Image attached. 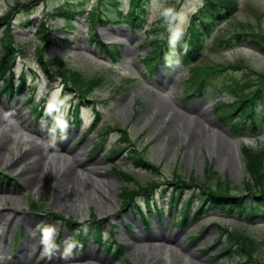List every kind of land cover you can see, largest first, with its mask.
I'll return each instance as SVG.
<instances>
[{"label": "rangeland", "instance_id": "1", "mask_svg": "<svg viewBox=\"0 0 264 264\" xmlns=\"http://www.w3.org/2000/svg\"><path fill=\"white\" fill-rule=\"evenodd\" d=\"M236 1L235 14L227 21L217 22L209 36L203 38V49L183 61L187 43L180 46L179 41L175 49L170 46L169 25L161 12L164 7L174 8L181 15L173 26L183 25L186 17L188 31L192 15L205 0H140L145 13L138 15L135 27L123 23L126 18L123 22L115 18V5L126 17L131 0H0V19H6L0 20V52L1 38L8 28L7 37L17 48L10 60H14L16 76L25 75V88L32 92L29 104L25 102L28 92L20 97L15 93L9 96L1 90L0 83V112L5 108L16 110L11 124L24 138L18 149L10 146L5 157L15 158L32 142L49 147L53 157L67 159L77 169L82 164L92 169V180L111 199L110 204L103 203L100 208L93 196L84 195L81 188L76 196L54 204L48 185L35 189L27 186L21 173L24 165L12 168L0 161V174L14 185L0 184V194L15 199L0 202V264H144L146 254L133 239L138 233H163L176 238L174 243L159 242L152 249L162 264L246 263V256L238 255L236 248L225 252L228 240L226 235L221 236L222 230L241 232L255 240L259 245L248 264H264V220L247 225L242 218L225 215L209 205L204 214L194 218L196 205L204 198L201 191L226 189L231 195H245V187L257 188L247 173L242 148L264 149V125L256 134L248 130V122L247 129L242 126L234 130L239 114L222 121L216 111L218 102L215 104L220 100L232 102V89L261 88L264 92V54L246 46L244 35L241 41L236 38V33L264 35V0ZM67 3L89 15L75 18L68 26L55 13ZM92 14L101 15L94 25L89 20ZM103 32H116L119 36L107 42ZM227 40L229 47L221 45ZM111 46L115 53L110 51ZM159 46L163 50L162 62L157 64L158 71L149 74L144 57ZM40 58L45 66L40 64ZM177 59L179 67L175 64ZM196 68L210 73L207 90H189L195 78L188 83V77ZM55 69L75 70L87 79H104L96 92L82 100L87 104L79 110L78 125L73 118H67L81 98L73 91L63 90L59 80L50 81L45 71L51 75ZM56 89L61 90V97H72L68 101L66 138L59 130L53 133L46 119L34 118L32 114L34 104H39L45 113L49 96ZM173 114L179 116L177 120L172 119ZM121 131L127 137L123 145L127 149L109 158L121 147ZM52 148L61 149L53 153ZM131 151L156 171L136 169L127 159ZM124 175L130 178L127 183ZM176 182L187 187L178 208L169 211L168 196L174 189L171 183ZM153 184L154 201L164 210L162 216L146 212V222L135 208L123 209L125 190L136 191ZM185 198L192 201L186 213L191 222L182 228L171 218L178 217ZM87 201L89 211L83 212ZM134 203L137 208L145 207L140 194L134 196ZM15 216L12 226L5 225L4 219ZM63 220L85 226L91 235L78 241L77 230H70ZM93 220L99 221L100 232H96ZM27 223H34L33 227ZM37 225L58 229L54 239L57 250L50 258L39 243ZM69 245H74L70 252ZM55 253L58 261H54Z\"/></svg>", "mask_w": 264, "mask_h": 264}, {"label": "trees", "instance_id": "2", "mask_svg": "<svg viewBox=\"0 0 264 264\" xmlns=\"http://www.w3.org/2000/svg\"><path fill=\"white\" fill-rule=\"evenodd\" d=\"M68 6H63L60 9L56 10L55 13L59 17H61L65 23L70 25L72 20L77 16H82L84 14L81 11H77L76 9H72V3H67ZM130 10L127 13L125 23H130L135 27L136 22L139 19L138 15H143L145 13V8L140 7V0H131ZM237 1L236 0H205L202 8L191 18L190 28L188 32L182 37L180 40V46L184 44L188 37V48L183 56V61H188L193 56V52L203 49V38L205 36H209L213 27L217 22H224L230 19L233 14L236 12ZM222 9V10H220ZM87 14V13H86ZM89 15V13H88ZM121 17V13H119ZM119 18V17H118ZM2 22H6L5 18L0 19ZM101 18L98 16H90L91 23H96L100 21ZM11 26H9L10 28ZM8 31L7 28L4 36L1 38V52H0V81H3V78H6L5 81L2 82V89L4 91H8L10 93L16 92L17 94H21L24 92V75L21 76L19 82V86H17V91L14 89V60H10V57L16 51V46L12 43L10 39H8ZM244 35V44L250 48L256 49L258 52L264 54V35L256 34V33H236V38L238 41H241V37ZM220 42V41H219ZM221 45H225L226 47L230 46V42L224 41ZM162 47L159 46L155 48L154 53L148 57H145V61L148 64L149 74H154L156 71V60H162ZM112 53H115L114 47L110 50ZM110 53V54H112ZM113 56V54H112ZM189 58V59H186ZM166 59V58H165ZM176 59V58H175ZM167 60V59H166ZM174 61V58H171ZM149 61V62H148ZM40 64H43L42 58H40ZM44 65V64H43ZM45 66V65H44ZM45 69V68H44ZM204 69V68H202ZM202 69L196 68L189 78L195 80L192 82L195 84L196 88L204 89L208 83L206 82V72H203ZM48 75V78L52 80H59L64 86V90H70L78 94L81 98V102L71 111V115L69 118H73L75 124H79V109L82 104L86 105L87 103H82V100L86 101V98L89 97L92 93L96 92L104 83V79L102 77H93L90 79L84 78L81 73L71 69H55L52 70V74L49 75L48 72L45 71ZM231 93L235 96V99L230 104H223L222 107L218 108V112L220 114V119L222 121L228 120L232 115L239 114V121L236 125H233V129L236 130L242 126H244V130L247 129L246 123H249L248 130L252 134H256L260 131L261 126L264 125V92L261 88L254 89L253 91L244 89V91H238V89H232ZM31 100L29 99V102ZM88 102V101H87ZM38 108V107H37ZM37 112V113H36ZM96 117L98 113L95 112ZM35 116H42V112L38 109L35 110ZM44 118V117H43ZM68 118V119H69ZM45 119H47L50 123H53L52 116H49L45 113ZM122 132V131H121ZM121 139V147L119 150L113 151L110 157H113L118 152L125 151L127 149L126 146H123L125 142H127V137L124 135ZM242 153L245 159V165L247 173L250 176V179L253 185L257 188L256 190H252V188L245 187L246 194L245 195H231L226 191V189L220 191H201V195L204 198H201L197 203V207L194 213V218L196 219L198 216H201L206 212V206L209 205L210 208H217L222 211L225 215L232 216L236 215L244 220V223L247 225L252 224L255 221H263L264 220V172L262 171V162L264 159V149L262 150H252L250 148H242ZM130 156L127 159L132 161L133 166L136 169H143L147 171H156L154 166L143 161L141 158L137 157L133 151H131ZM210 170H207L209 172ZM213 172H211L212 174ZM124 183H127L130 178L127 175H124ZM0 184L3 185H12L10 178L2 177L0 174ZM174 186L172 189L171 195L168 196V205L167 209L169 211L176 210L179 205V201L184 195V189L187 187L183 183H171ZM14 186V185H12ZM155 184L148 186L145 189L139 188L136 191H124L122 193L123 196V209H132L135 208L147 221L146 212H156L160 216L164 213V210L154 201V191L156 190ZM218 187H222L221 184H218ZM258 189V190H257ZM218 190V189H217ZM140 194L144 199L145 207H135L134 196ZM163 197V196H162ZM133 205V206H132ZM180 206L179 215L177 218H173L172 221L175 223L177 227L185 228L191 220L188 219V215L186 214L192 205L191 199L185 198ZM33 207L34 204H33ZM146 209V210H145ZM152 209V210H150ZM194 219V220H195ZM99 221H94V228L96 232H100ZM63 225L69 227L70 230L75 229L78 224L69 223L63 220ZM78 235L76 239L78 241H82V239L87 240L86 235L88 236L90 230L85 228V226H79ZM91 235V233H90ZM226 235L228 240V245L225 247V252L230 249H237L236 253L238 255L246 256V263L251 262V258L253 253L256 251L257 246L259 245L255 240L246 236L241 232L229 233L227 230L221 231V236ZM99 233L96 235L98 238ZM108 247V245H107ZM117 249L115 252L117 253ZM108 250H111L108 247ZM239 257V256H238ZM130 264V263H126ZM243 264V263H237Z\"/></svg>", "mask_w": 264, "mask_h": 264}, {"label": "bare ground", "instance_id": "3", "mask_svg": "<svg viewBox=\"0 0 264 264\" xmlns=\"http://www.w3.org/2000/svg\"><path fill=\"white\" fill-rule=\"evenodd\" d=\"M112 32V31H111ZM102 37L105 41H114L119 36V33L103 32ZM16 110L5 108L4 111L0 112V161L7 163L9 167L15 168L19 165H24L25 169L21 172L25 177V182L31 189L41 188L43 186H49L50 199L54 204H59L61 201H65L70 196H76L82 188V193L89 197L93 196L97 205L101 208V205L110 204V196L106 192L97 186L91 178L89 172H93L92 169L85 165H79L80 168H76V165L69 163L67 159L61 157H53L48 148L41 144L32 142L31 145L22 153L16 155L15 158L8 159L5 154L9 151V147L15 145V148L21 145L24 138L18 135V130L11 124L12 118L16 116ZM177 114L172 115L173 120L178 119ZM21 124V122H19ZM29 129V127H24ZM33 131V130H30ZM35 134H38L35 132ZM219 145V143H218ZM61 148H52V152H57ZM221 149V146H220ZM219 149V150H220ZM102 182V181H101ZM0 202L7 200H15L8 198L0 194ZM17 205L20 207V201L17 200ZM83 212L89 211L88 201L83 204ZM16 220V216L12 219H4L5 225L12 226ZM30 228L31 224L27 223ZM135 244L139 246V249H143L145 252L144 264H162L160 259H157L153 255L152 249L156 248L157 243H174L176 238L174 236L168 237L165 234L153 233V234H142L138 233L134 238ZM133 244V245H135ZM153 249V250H154ZM165 250V249H164ZM22 255V253H21ZM56 253L53 254L54 261H58ZM24 257V254L22 255ZM26 255H25V258ZM26 264V263H24Z\"/></svg>", "mask_w": 264, "mask_h": 264}, {"label": "clouds", "instance_id": "4", "mask_svg": "<svg viewBox=\"0 0 264 264\" xmlns=\"http://www.w3.org/2000/svg\"><path fill=\"white\" fill-rule=\"evenodd\" d=\"M163 19L169 25L168 31L170 32V46L175 49L176 45L184 36L186 31V26L188 24L187 18L185 17L183 25L173 26V22L181 14L176 13L172 7H164L161 12ZM176 66H180L179 59L175 62ZM118 67V66H114ZM59 89L53 90L49 96V99L45 105V112L47 115L52 116L53 119V128L52 132L55 133L57 129L61 133L67 135V130L69 127L68 121L66 119L68 109L70 105L68 101L72 99L71 95H65L61 97ZM37 231L40 233L39 243L43 247V252L45 255L51 257V254L57 250V246L54 243L55 236L58 234V229L53 225L41 226L37 225ZM35 237L36 233H31ZM74 245H69L68 251L70 252ZM64 258H67L66 256Z\"/></svg>", "mask_w": 264, "mask_h": 264}]
</instances>
